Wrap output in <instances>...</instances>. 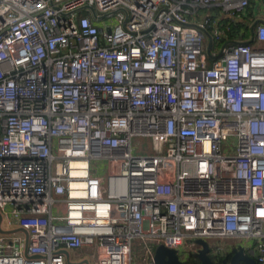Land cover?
<instances>
[{"label": "built area", "instance_id": "obj_1", "mask_svg": "<svg viewBox=\"0 0 264 264\" xmlns=\"http://www.w3.org/2000/svg\"><path fill=\"white\" fill-rule=\"evenodd\" d=\"M255 3L0 0V215L26 231L0 232V264H133L135 240L155 264L161 243L227 238L264 264Z\"/></svg>", "mask_w": 264, "mask_h": 264}, {"label": "water", "instance_id": "obj_2", "mask_svg": "<svg viewBox=\"0 0 264 264\" xmlns=\"http://www.w3.org/2000/svg\"><path fill=\"white\" fill-rule=\"evenodd\" d=\"M91 9L95 12L94 8ZM259 22H264V19H257L256 21H254L251 28H254V26ZM211 45H212V41L210 39L209 48L211 47ZM1 221H2V217L0 215V224ZM17 231H25V230L15 229L11 231H5L1 228L0 225L1 233L17 232ZM197 243L202 246V248L196 253V256L199 258L201 262L200 264H216L215 261L210 256L209 243L204 239H197ZM64 253L66 255L69 254L68 251L66 250H64ZM84 262L87 263V261ZM154 263L155 264H186L185 261L180 259L178 251L176 249L168 248L163 243L159 244L155 249ZM220 264H258V263L255 257L247 254L245 252V248L240 246L239 248L233 250L232 256L229 261L223 259L222 263Z\"/></svg>", "mask_w": 264, "mask_h": 264}, {"label": "rangeland", "instance_id": "obj_3", "mask_svg": "<svg viewBox=\"0 0 264 264\" xmlns=\"http://www.w3.org/2000/svg\"><path fill=\"white\" fill-rule=\"evenodd\" d=\"M258 1L260 2L261 5H264V0H256V2H258ZM253 6H254V4H253ZM251 10H253V9H251ZM236 30H238L239 32H241L242 30H245L246 32L249 33V37H251L250 27L247 26L246 24H241V25L237 26ZM134 143L137 146V148L134 149L135 154L145 155V154H148L149 152L152 151V147L150 145V140L147 138H136V139H134ZM7 212H8V217L5 214H2L3 219L1 221V227L7 231L17 229L18 223L11 221L9 219V218H12L11 209H8ZM22 234L23 233H21V235ZM238 240H241L242 243L244 242L243 244L246 245V253L249 255H252L250 249H248L247 247L249 245L253 246V244L255 243L254 240L253 239H246V238H239ZM215 241L216 240L211 239L210 243L213 244V243H215ZM229 242H231V241H229ZM240 246H242V245H240ZM144 247H145V243L141 240H135L133 242V264H144L145 259H146ZM184 249L188 253L187 257L190 256L192 253H194L193 250H191L188 247V245H186L184 247ZM84 250H86V249H83L81 251H84ZM210 254H211V251H210ZM180 256L182 257L183 255L181 254ZM180 259L183 261H186L183 258H180Z\"/></svg>", "mask_w": 264, "mask_h": 264}, {"label": "crops", "instance_id": "obj_4", "mask_svg": "<svg viewBox=\"0 0 264 264\" xmlns=\"http://www.w3.org/2000/svg\"><path fill=\"white\" fill-rule=\"evenodd\" d=\"M254 6L256 7L255 11L258 10V11L262 12L259 15L256 14V18L264 17V5H261L260 2L258 1V2L255 3ZM252 12H253V10H252ZM238 239L239 238H227V239H223V240H216L215 243H213V244H211L210 241H209V243L211 245H218L219 249H220V246L225 248V252L233 253V250L236 249V248H239L240 245H242V247H244V248L246 247V245L243 244L244 242L242 243L241 240H238ZM229 241H231V242H229ZM81 252H84V251H81ZM77 253H79V251H77ZM227 254L228 253H226L225 255H227ZM183 259H186V257H184Z\"/></svg>", "mask_w": 264, "mask_h": 264}, {"label": "trees", "instance_id": "obj_5", "mask_svg": "<svg viewBox=\"0 0 264 264\" xmlns=\"http://www.w3.org/2000/svg\"><path fill=\"white\" fill-rule=\"evenodd\" d=\"M231 256H232V253H228L227 255H225L224 257H222L221 259H219V261H215V263L216 264L222 263V260L223 259H226L227 261H229L230 258H231ZM185 260H186L185 261L186 264H200L201 263L200 260H199V258L194 253H192L190 256H188ZM258 264H260V263H258Z\"/></svg>", "mask_w": 264, "mask_h": 264}]
</instances>
